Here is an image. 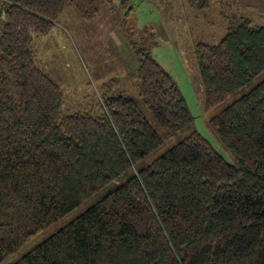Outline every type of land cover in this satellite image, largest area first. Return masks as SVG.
Masks as SVG:
<instances>
[{
	"label": "trees",
	"instance_id": "16d2710c",
	"mask_svg": "<svg viewBox=\"0 0 264 264\" xmlns=\"http://www.w3.org/2000/svg\"><path fill=\"white\" fill-rule=\"evenodd\" d=\"M69 4L85 19L99 11L97 0H0V262L129 173L9 264H264V79L243 90L264 72V24L240 12L220 39L195 46L206 108L240 93L210 119L234 161L194 130L144 163L193 122L186 99L136 46L128 76L139 99L119 93L99 114L64 113L34 41Z\"/></svg>",
	"mask_w": 264,
	"mask_h": 264
},
{
	"label": "rangeland",
	"instance_id": "374dc122",
	"mask_svg": "<svg viewBox=\"0 0 264 264\" xmlns=\"http://www.w3.org/2000/svg\"><path fill=\"white\" fill-rule=\"evenodd\" d=\"M212 1L209 7L197 9L188 0H97L95 18H83L69 4L59 17L56 28L45 36H36L34 50L38 63L55 79L64 95V113L99 114L103 98L127 93L139 99L138 80L128 76L138 67L135 47L147 49L173 76L194 117L174 137L150 153L144 163L153 161L171 145L196 130L208 139L229 162L235 159L231 150L218 138L210 119L240 93H235L212 109L206 108V92L195 55L196 43L220 39L232 16L243 13L228 3ZM245 13V12H244ZM4 14H0V32ZM264 24V17L257 16ZM264 72L252 78L244 91L260 80ZM157 125L152 113L141 107ZM129 173L96 192L58 221L50 223L32 240L9 255L0 264H9L49 234L83 212L111 187L124 182Z\"/></svg>",
	"mask_w": 264,
	"mask_h": 264
},
{
	"label": "crops",
	"instance_id": "0c3cea01",
	"mask_svg": "<svg viewBox=\"0 0 264 264\" xmlns=\"http://www.w3.org/2000/svg\"><path fill=\"white\" fill-rule=\"evenodd\" d=\"M234 2L232 6L236 11H243L254 18L264 17V0H234Z\"/></svg>",
	"mask_w": 264,
	"mask_h": 264
}]
</instances>
